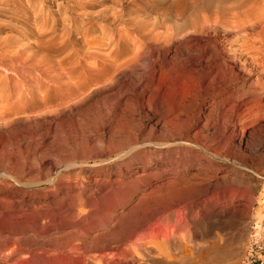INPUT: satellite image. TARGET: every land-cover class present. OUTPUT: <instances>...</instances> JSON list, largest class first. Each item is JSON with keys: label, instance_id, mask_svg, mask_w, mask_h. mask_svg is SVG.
I'll use <instances>...</instances> for the list:
<instances>
[{"label": "rangeland", "instance_id": "obj_1", "mask_svg": "<svg viewBox=\"0 0 264 264\" xmlns=\"http://www.w3.org/2000/svg\"><path fill=\"white\" fill-rule=\"evenodd\" d=\"M203 1H26L22 20L2 33L17 37L13 53L26 50L17 63L0 62V81L11 87L10 98L0 96V264H160L159 251L168 246L174 256L163 252L174 261L166 256L161 264H184L185 254L212 264H253L249 253L256 257L264 249V74L246 73L264 54L260 35L249 24L219 32L188 25ZM22 26L24 31L17 33ZM161 70L169 85L208 82L196 106L202 118L190 125L189 142L191 147L206 144L233 165L203 154L197 160L190 152L164 155L169 159L158 164L144 153L154 147H142L123 172L110 166L108 158L117 161L119 151L102 115L114 93L138 75L144 87L122 93L121 109L128 113L137 96L152 104ZM14 83L21 85L19 90H13ZM254 84L260 88L252 97ZM14 102L15 110H8ZM236 107L228 111L236 123L226 130L233 135L230 142L213 145L207 131L198 132L221 110ZM151 117L148 125L158 119ZM49 126L51 136L42 142ZM62 132L78 138V145H66L68 154L78 152L77 165L67 169L63 161L44 162L55 157L52 142ZM168 182L175 184L169 193L144 202L146 211L157 210L149 230L162 225L167 230L154 238L165 241L162 247L147 251L143 259L123 256L119 250L126 247L117 242L125 222L149 193ZM187 182L189 198L180 201L170 222L163 221L161 213L172 208L170 191ZM103 197L120 202L110 206Z\"/></svg>", "mask_w": 264, "mask_h": 264}, {"label": "bare ground", "instance_id": "obj_2", "mask_svg": "<svg viewBox=\"0 0 264 264\" xmlns=\"http://www.w3.org/2000/svg\"><path fill=\"white\" fill-rule=\"evenodd\" d=\"M26 1H27V4L30 3V0H0V62L3 65H7L6 63H3L4 62L3 60H6V59L10 60L12 63L13 62L15 63V61L17 63L20 60L19 53H22V51L26 50V49H23L22 51L18 50L17 52L15 51L13 53V50L16 48L17 43H18L17 37H13V35L2 37L3 31L9 28V26L12 28L11 22L13 23L15 21L20 22V20H22L21 17H23L24 15L20 14V9L26 7V4H25ZM196 5L198 7L197 10L199 11V13H196L194 16L192 15L193 17L191 18L188 25H191L193 27L201 26L203 28L211 29V30L219 32L220 30H223V29L229 30L228 28L230 29L239 28V27L241 28L243 27V25L244 26L246 25L245 26L246 28L249 24V26L254 31L256 30L255 31L256 34L260 35V37L259 36L257 37H259V44L261 43V50L264 54V0H204L202 3H197ZM24 12H25L24 14L30 15V11L27 8L24 9ZM186 19L184 18V20ZM28 20H29L28 16L26 17L25 20H23L22 24L24 27L25 25L28 24L27 23ZM23 26L19 29H15L16 32L22 33V31H24ZM255 47H256V44H255ZM26 48L29 49V47H26ZM256 49L258 50V48ZM261 50L259 48V51ZM258 58L255 57V60L257 59L256 62L255 60H253L255 63L253 62L251 70L249 69L250 72L247 69L248 71L246 74H249V75L252 73L264 74V57L261 58L260 56V60H258ZM165 71H167V69H165ZM165 71L161 70L159 81L157 85L155 86V90L153 91L154 92L153 93L154 102L152 104L147 103L144 100L143 96L136 95L137 98L134 100V105L128 113H126L125 110L121 109V101H122L121 94L122 93H124L127 90H132V89L134 90V88L139 87V86L144 87L143 83L141 82V77H139L140 75L138 74H137L138 75L137 77L135 76L136 78L134 79L133 82L129 84H126L124 82L126 85H122L123 84L122 83L121 84L122 86L120 85L121 87L119 89L117 88L118 91L117 90H116L117 92L115 91L116 93H114V96L112 97V100H111L113 102H111L112 104L108 108L109 111L103 114L101 118V120H103L105 124L108 123L109 126H111V129L113 131V135L116 141V149L119 151L118 152L119 155H116L118 156L117 161H113L111 158H108V160L110 161L109 162L110 166H112L113 168H116V167L121 168V171L123 172V168L126 169L127 166L131 164L134 156L139 154V151H138L139 148H142V147H154V150H151V151L146 150L144 153L148 156L149 160H151L152 162H156L158 164L159 163L162 164L166 160L169 159L168 157L164 155H170L176 152H179L182 154H186L187 152H190L192 155L195 156L194 158H197V160H200V158H202L201 154H203L205 156L204 158H208L214 162L216 160H222L223 162H225L226 165L227 164L233 165L234 163L232 164V162L230 161L228 157L222 156L221 154L217 152H212L210 151L211 149L209 150L208 148H204L206 144L200 146L197 143H194L196 146L191 147L193 145V140H192V143L189 142V140L192 137V136L188 137V134L190 131V125L197 123L202 118V113L197 110L196 106L199 101L204 100L202 97H203V93H205L209 89V86L206 85L208 82L205 84V81L199 80V83H195V81H193L192 83V82H189L190 80L188 81L182 80L177 83H172L169 85L167 83L168 81L165 80V77H166ZM256 82L259 83L258 81ZM260 84H258V86ZM256 85L257 84L253 85L255 87H253L254 90L251 91L252 97L255 94V92H257V89L260 88V86L259 88H257ZM20 86H21L20 84L14 83L12 88L13 90L16 91V90H19ZM235 87H237V85ZM0 89L2 90L1 91L2 93H0V96L6 95L7 97L10 98V95H8L11 89L9 84H5L4 81H0ZM145 90L146 89L143 88V91ZM255 97L259 98L258 95L254 96V98ZM145 102L149 105H147ZM16 103L15 102L11 103L10 105H8L9 107H7V109L11 111H13V109L15 110ZM230 108L233 109L234 106ZM237 108L238 107H236L234 110H230L229 108L221 110L219 113H217L214 116L213 120L205 123L198 132L207 131L208 138L206 139L210 140L213 143V145H217V146H219L221 143L225 141L231 140L233 138V135L230 131H229L230 134L229 133L227 134L226 130L234 129L236 126V123L231 122L232 118L229 119L230 117H228L231 115V113H229L228 111H235L237 110ZM169 114H172L173 117L170 119H167V116ZM154 115L158 117L157 121L151 125H148L147 123L148 119ZM262 115L260 117H262ZM262 118L264 119V116ZM258 119L260 120V118ZM50 127L51 126L47 127L46 133H44L43 136H41L42 142H43V139H48L51 136L52 131ZM260 129L264 130V124L260 126ZM52 143L56 148L55 157L45 158L44 160L45 163H47L48 160H50V162L52 161V163L54 162V164L59 161H63L65 162L64 169L77 165V162L73 161V159L78 157L77 155L78 152L75 151L74 155L68 154L66 152V145L67 144L69 145L71 144L72 146L78 145V138H75L72 134H67V133L65 134L62 132L54 139ZM50 144L51 143H48L47 145H50ZM189 148H192V149H189ZM194 148H196L197 151H193ZM127 157H129L128 161L123 162L125 158ZM98 162L101 164L99 160ZM100 164L97 163L95 166H99ZM49 180L50 179H48V181ZM189 183L184 185V187L177 189L178 191L177 192L175 191V193L174 191H170V192H173V197H172L173 201L171 205L172 208H170V210L166 212L163 211L161 213L162 216L160 218L163 221L170 222V220L173 219L174 215L176 214L175 213L176 211L174 209L178 208L177 207L178 204H181L180 201L181 200L185 201V199L189 198L190 186H191V185L189 186ZM170 185L173 188L175 184L173 185V183L171 184L168 182V184L157 188L152 194L149 193L150 195L146 196L144 198V201H142L137 206L134 217L131 220L125 222L124 226L122 227L123 229H122L121 239L117 242V244L121 243V245L123 244L126 248L120 249L121 250V251L119 250L120 254H122L123 256H126L129 259H133V258L136 259L139 257L140 259L141 257L143 259L146 256H148L149 252L146 253L147 251L153 252V250H157V249L159 250L162 247L163 242L165 241H163L161 245L160 243L156 242L154 238L158 237L159 234L163 231L167 232V230H163L164 225H162L161 227L157 226L158 228H152L151 231L149 230L150 224L148 221H150L156 216L157 210L150 209L148 207L149 211H146L144 208V202L146 201L149 202L150 200L154 201L161 194L169 193V189H171ZM218 190H222V184H218ZM186 194L188 196H186ZM101 201L103 203L109 204L110 206H113L117 204L118 202H120V200L112 201L109 197H103ZM184 203L186 204V202H183V204ZM145 207H147V205ZM97 211L99 213L100 209ZM163 223L164 222H162V224ZM158 225L160 226L161 224H158ZM165 229L167 228L165 227ZM173 231L174 230H171L170 232H173ZM174 234H175V231H174ZM168 237H172V236H170L169 234ZM146 238L147 239L150 238V241L149 240L147 241ZM144 240H146V242H144ZM133 242H136L137 245L133 246L132 245ZM121 245H118V246H121ZM142 246L145 247V249L143 250V253H141ZM169 248H170L169 246L166 247L165 250L163 248L164 252L166 251L169 252ZM180 248L182 247L180 246ZM180 248L177 247V249H180ZM161 249L159 251V257L161 259L163 258L165 259L166 256L169 257L168 259L172 257V256L170 257V255L168 256L167 253H164L163 250L161 252ZM185 249L186 248H184V250ZM170 251L172 252V249ZM177 254H180V253H177ZM172 255L174 256L173 252H172ZM177 256H176V259H177ZM189 256H192V255H189ZM189 256L186 254L184 255V257L181 256L182 257V259H180L181 262L184 261V264L186 263L187 264H212L213 263L212 262L213 260L211 261L210 260L211 258L209 259L208 256L206 260L209 259L210 261H205V259L201 261L194 260L192 258L189 259ZM110 257L111 259H113L112 256ZM164 259L162 260L163 262H165ZM173 259L175 258L173 257ZM160 261L159 263L161 264ZM75 263L77 264L79 262L78 261L76 262L73 260V264ZM151 263H154V262H151ZM168 263L170 264V261H168ZM140 264H143V263H140Z\"/></svg>", "mask_w": 264, "mask_h": 264}, {"label": "built area", "instance_id": "obj_3", "mask_svg": "<svg viewBox=\"0 0 264 264\" xmlns=\"http://www.w3.org/2000/svg\"><path fill=\"white\" fill-rule=\"evenodd\" d=\"M249 256H251L249 257V260L251 261V263L264 264V249H262L259 254H256V257L252 253H249Z\"/></svg>", "mask_w": 264, "mask_h": 264}]
</instances>
